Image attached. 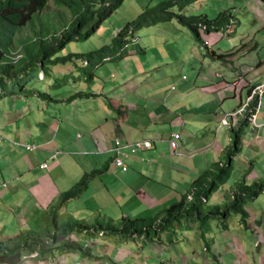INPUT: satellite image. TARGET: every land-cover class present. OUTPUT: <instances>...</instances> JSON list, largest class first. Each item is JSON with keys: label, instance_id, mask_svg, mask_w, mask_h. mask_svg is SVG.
Here are the masks:
<instances>
[{"label": "crops", "instance_id": "crops-1", "mask_svg": "<svg viewBox=\"0 0 264 264\" xmlns=\"http://www.w3.org/2000/svg\"><path fill=\"white\" fill-rule=\"evenodd\" d=\"M235 2L223 1L213 9L216 10L214 17L227 9L236 14ZM246 2L253 9H259L254 12L260 26L256 25L253 30H261L264 5L257 0ZM166 23L168 27L163 26ZM220 33L207 34L213 35L215 44L226 39V48L230 51L217 52L213 44L205 42L216 54H230L245 44L240 43L237 34L230 37ZM195 41L185 27L171 20L137 32L131 43L88 69H85L87 62L82 66L78 64L80 61L58 64L53 70L54 76L47 80L49 88L56 74L76 79L88 73L84 81L91 84L83 93L90 96L83 99L65 101L78 93L72 87L54 91L51 97L58 100L56 103L42 101L37 93L25 95L22 90L7 95L0 91V238L8 239L23 230L40 231L49 205L86 173L103 170L90 180L85 192L65 205L61 214L69 213L85 222L97 213L101 214L97 219H112L119 225L116 223L119 218L150 217L178 203L211 163L224 158L232 145L230 130L238 127L248 106L236 116L235 126L230 114L246 104L250 90L264 84V79H259L258 63L252 58L251 49H239L237 53H241L224 59L223 68H219L218 61L206 57L205 49ZM185 69L193 75L191 80L180 77ZM257 109L254 123L250 121L244 129L233 168L234 164L249 166L254 159L264 157V95ZM225 116H228L226 124L220 126ZM212 130L216 132L211 136ZM174 132L180 134L177 153L169 147L170 135ZM144 140L151 141L153 148L129 155L124 160L128 166L126 172L114 168L116 141L126 150L128 144ZM43 164L47 167L43 168ZM87 203L91 205L84 206ZM96 221L85 223L93 225ZM249 222L250 226L254 223L259 236L263 235L260 231L263 221L251 222L250 217ZM229 233V229H222V234ZM177 237L188 241L199 239L203 251L179 252L177 258L170 254L166 260L164 253L173 244L166 246L163 242H147L143 237L106 231L72 232L67 240L82 245L87 254L65 251L46 260L26 254L22 264H211V259L219 261L214 254L216 248L212 251L216 241L207 249L197 224H183L172 242ZM260 239L264 243L261 236ZM236 248L244 252L237 242L229 252L236 254ZM234 264H246V261L241 257Z\"/></svg>", "mask_w": 264, "mask_h": 264}, {"label": "trees", "instance_id": "trees-1", "mask_svg": "<svg viewBox=\"0 0 264 264\" xmlns=\"http://www.w3.org/2000/svg\"><path fill=\"white\" fill-rule=\"evenodd\" d=\"M50 0H0V88L3 93L10 92L15 86L23 90L25 95L37 93L41 100L56 103L46 93L27 90L24 84L29 76L37 75L46 66L66 64L77 60L87 62L88 69L96 62L102 61L124 48L135 38L139 28L154 26L162 22L175 20L177 24L185 27L195 40L205 49V56L212 60L224 61L245 48V44L230 54H216L201 40L200 31L207 33L222 32L232 37L236 34L238 19L232 10L218 12L215 19L210 20L206 15H185L187 6L199 0H165L157 6L146 7L139 17L121 28L118 36L113 38L109 45L86 54H68L56 56L68 42L87 39L124 0H51L55 5V12L60 14L61 9H67L71 19L61 30L49 31L47 28H56L54 23L39 22L33 37H26L15 43L14 37L20 29L33 25L34 18L48 17V3ZM264 5V0H257ZM62 17V15L60 14ZM63 18V17H62ZM66 20V19H65ZM50 23V25H48ZM34 26V25H33ZM131 28V30H129ZM20 32L18 33V35ZM122 53L120 57L123 55ZM86 65V66H87ZM6 82L11 87L6 89ZM6 89V90H5ZM90 94L78 92L65 101H74L89 97ZM258 100L255 98L248 104L244 117L239 121L236 129H231L232 145L219 162L211 163L190 185L189 190L183 194L178 203L160 210L154 216L143 218H123L119 225L112 219H101L96 224L89 225L77 220L71 215H62L61 210L72 199L79 197L88 188L90 180L103 170L84 174L68 191L60 193L57 199L46 209L43 228L38 231L23 230L8 239H0V264H22L24 256L29 254L39 260L54 259L57 253L65 251H83V246L67 240L72 233H86L106 231L109 234H120L127 237H143L147 242L161 243L165 234L169 243L178 233L183 224H198V232L207 249L210 248L212 231L211 220L218 219L224 230L229 229L228 220L232 213L240 214L242 223L250 228V216L245 205L249 200L255 201L264 195V179L248 184L245 179L240 180L229 190V201L224 205H209L211 199L224 185L228 183L233 171V158L240 153L242 135L245 127L250 123L256 113ZM230 161V165L228 162ZM191 196V200H188Z\"/></svg>", "mask_w": 264, "mask_h": 264}, {"label": "rangeland", "instance_id": "rangeland-1", "mask_svg": "<svg viewBox=\"0 0 264 264\" xmlns=\"http://www.w3.org/2000/svg\"><path fill=\"white\" fill-rule=\"evenodd\" d=\"M162 1H165V0H124L123 3L120 5V7L115 12H113L106 20H104L102 24L98 27V29L94 33H92L87 39L81 40V41L68 42L65 45V47L56 54V56H65L68 54H86L89 52L96 51L104 45L111 44V42L113 41V38H115L113 34L115 30L119 31L127 23H130L136 20L139 17V15L143 13L146 7L157 6ZM223 1L233 2L235 0H207L206 2L199 0L193 3L192 5L187 6L184 10V14L187 16L207 15L210 17L211 20H213V17L216 12V10L214 11L213 9L215 7H220ZM54 6L55 5L50 0L48 3L49 9L47 11L49 13H52V12L54 13L52 15H48V17L43 16L41 17V19L40 18L38 19L35 17L33 20L34 26L33 25L31 26V24L29 26L27 24L26 27L20 29L19 35H18L19 32L15 35L14 37L15 43H18L21 40L23 42L24 40L23 38H26L28 36L33 37L34 36L33 31L35 32L41 28L38 26L39 20L43 22H50V23L55 24L56 28H47L46 23L42 25L45 29L47 30L49 29V31L61 30L64 27V25L70 21L71 14L67 9H61L60 14L63 17L62 18L57 11L56 12L54 11L55 10ZM235 7L237 9V13L235 15L238 21L240 22L237 25L236 38L239 39L240 43H245L244 47L246 49H251L250 52H251L252 58L256 60L258 63V69H259V74H260L259 79L262 80L264 79V28H262L261 30H253L256 25L260 26L259 22L257 21V14L254 12V11L259 12V9L254 8L255 9L254 10L252 7H250L249 3L246 2V0H236ZM262 15H263V18H261ZM216 16L214 17V19L216 18ZM261 16H260V19L263 21V24H264V9L263 8H262ZM50 23L48 25H50ZM163 26L168 27L169 25L168 23H166ZM147 27L139 28L135 32V34L137 32H141L142 30H144V28H147ZM129 30H131V28H129ZM215 33H220V32H215ZM200 38L202 41L208 43L209 45L210 43L213 44L214 50L217 52H221L222 50H224V52L230 51V49L226 48L227 47L226 39H223L219 41L217 44H215L213 35L206 34L203 31H200ZM242 38H246V39L242 41ZM195 44L198 45L196 41H195ZM238 53H241V51ZM250 58L251 56L248 57L247 60H250ZM218 63H219L218 64L219 68H223L222 61L221 62L218 61ZM78 64L82 66V61H80V63ZM56 66H60V65L53 64L51 65V67L46 66L42 72H37V76H34L33 78L29 76L27 79V82L24 84V88H26L27 90L44 92L49 96L53 95L52 93L54 91L63 90V89L68 90L69 87H72L73 89H75L76 92H86L88 90V85L91 84V81L89 82L84 81L85 80L84 78H86L89 75L88 73L82 75L81 78L76 77V79H73L72 78L73 76L72 77L65 76V78L63 76L61 78L60 75L56 74L55 79L49 88V83L47 82V80L48 78L54 76L55 73L53 70L55 69ZM57 68H60V67H57ZM81 70L84 71V69H81ZM212 70L214 69L212 68ZM40 74H43L44 76H41ZM78 75L80 77V73H78ZM182 76H184L188 80H191V78L193 77L189 69L183 70L180 73V77ZM43 77L45 79L44 81L42 80ZM73 82H75V84ZM6 83L7 85L5 88L9 89L11 87V82H6ZM2 88H0V91ZM19 90L20 88L18 86H15L13 89L10 88V92L5 93V94L8 95L12 92H19ZM7 97L9 98V96ZM92 100H94V98H92ZM260 118L261 117L259 116L258 123L261 121ZM213 132H216V131L212 130V132H210L209 135L212 136ZM216 142H220V141L216 140ZM193 150L194 149L192 148L191 151ZM242 155L245 156L247 155V153L246 154L243 153ZM208 157H210V155ZM252 165L254 168H252ZM243 179H245L248 184H252L260 179H264V157L263 156H260V158L257 160L254 159L252 163L249 164V166H245V164L243 165L240 164L239 166L234 164V168L231 173L230 180L211 199H209L210 200L209 205L215 206V205L226 204L229 201V190L233 188L238 182H240V180H243ZM89 205L91 204L87 203L84 206L87 207ZM245 208L250 214L251 222H253V220L264 222V195L260 196L259 199L255 201L249 200V202L246 203ZM68 209L73 210L72 208H69V207ZM66 214H69V213H66ZM97 215L101 216V214H97V213L93 214L92 220H87L85 222L93 223L95 220L99 221V219H97ZM154 215L155 214H153V216ZM75 219L83 220L78 217ZM119 219L116 220L117 224L121 222V220ZM211 222H212V230H213L212 235L210 237L211 243L212 242L214 243L216 241L214 245L216 247H212V251H215V248H216L217 253H214V254L219 259V261L211 259V264H234V260H237L239 262L241 257L244 258V260L246 261V264H264V243L260 239V236H261L262 239L264 240V224L261 225L260 227L261 229L259 228L263 235L259 236L257 231L254 230V225H253L254 223H252L251 229L246 228L245 225L242 224L241 215L232 213L228 220L230 233L227 235H224L222 234V229L219 224V220L214 219V220H211ZM161 241L166 246L173 244L172 249L164 253V259L166 260L168 259L170 254H173L174 257L177 258L178 255L176 253H179V252L189 254V251H199L200 253L203 251V247H201L202 242L197 238L192 239L191 241H188L187 239L183 237H177L173 242L169 243L164 238V235H162ZM236 242L242 249H244V252L243 250H237L236 248V254L233 255V253H230L229 251L235 248ZM190 256H193L192 252L190 253ZM132 261H134L133 258H132Z\"/></svg>", "mask_w": 264, "mask_h": 264}, {"label": "built area", "instance_id": "built-area-1", "mask_svg": "<svg viewBox=\"0 0 264 264\" xmlns=\"http://www.w3.org/2000/svg\"><path fill=\"white\" fill-rule=\"evenodd\" d=\"M120 30L114 31V37H116L119 34ZM42 76V74H40ZM264 95V84H260L259 86L254 87L252 90H250V93L247 97L246 104L242 105L239 109H237L235 112L230 114L232 116V125L235 126L237 124V120H235L236 116H239L248 106L250 102H252L255 98L258 100L257 108L261 105V99ZM258 109H256V113L252 117L251 121L254 123L255 117L257 114ZM228 116L223 117L220 120V126L226 124V119ZM1 139V137H0ZM179 141H180V134L177 132L171 133L170 139H169V147L170 150L174 153H177V150L179 149ZM124 147H120V144L118 141L115 142V147L113 149L114 155H113V166L115 169H120L122 172H126L128 170L127 164L124 162L125 159L128 158L129 155H133L137 151L141 150H147L152 149L153 145L152 142L149 140L144 141H136L134 143H130L126 146V150H123ZM26 149L30 150L31 147H26ZM43 168H46L47 165L43 164ZM1 196V195H0ZM188 200H191V196H188Z\"/></svg>", "mask_w": 264, "mask_h": 264}, {"label": "water", "instance_id": "water-1", "mask_svg": "<svg viewBox=\"0 0 264 264\" xmlns=\"http://www.w3.org/2000/svg\"><path fill=\"white\" fill-rule=\"evenodd\" d=\"M228 165H230V161L228 162Z\"/></svg>", "mask_w": 264, "mask_h": 264}]
</instances>
